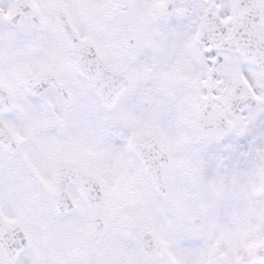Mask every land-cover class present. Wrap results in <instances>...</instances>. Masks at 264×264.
Wrapping results in <instances>:
<instances>
[{
    "label": "snow or ice",
    "instance_id": "snow-or-ice-1",
    "mask_svg": "<svg viewBox=\"0 0 264 264\" xmlns=\"http://www.w3.org/2000/svg\"><path fill=\"white\" fill-rule=\"evenodd\" d=\"M0 264H264V0H0Z\"/></svg>",
    "mask_w": 264,
    "mask_h": 264
}]
</instances>
